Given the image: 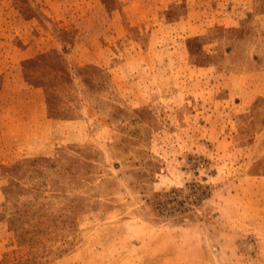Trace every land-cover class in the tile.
I'll return each instance as SVG.
<instances>
[{
    "label": "rangeland",
    "instance_id": "rangeland-1",
    "mask_svg": "<svg viewBox=\"0 0 264 264\" xmlns=\"http://www.w3.org/2000/svg\"><path fill=\"white\" fill-rule=\"evenodd\" d=\"M233 2L0 0V264H264V0L203 21Z\"/></svg>",
    "mask_w": 264,
    "mask_h": 264
},
{
    "label": "crops",
    "instance_id": "crops-1",
    "mask_svg": "<svg viewBox=\"0 0 264 264\" xmlns=\"http://www.w3.org/2000/svg\"><path fill=\"white\" fill-rule=\"evenodd\" d=\"M235 2H237V4L234 2L232 3L234 4V9L226 7L220 11H216V14H213L210 18H203V21L210 22L213 20L214 23L222 26L230 25L235 28L239 27L243 21L248 18V13L255 11V8H253L254 0H235ZM259 13L260 14L255 15V18H259L261 14H264V10L259 11Z\"/></svg>",
    "mask_w": 264,
    "mask_h": 264
}]
</instances>
